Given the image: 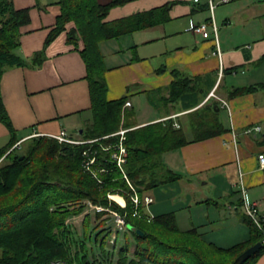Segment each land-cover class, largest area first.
I'll return each mask as SVG.
<instances>
[{"label": "trees", "instance_id": "16d2710c", "mask_svg": "<svg viewBox=\"0 0 264 264\" xmlns=\"http://www.w3.org/2000/svg\"><path fill=\"white\" fill-rule=\"evenodd\" d=\"M127 1L131 0L106 3L58 0L60 13L46 38L48 43L69 23H74L68 31V41L74 45L83 42L80 52L86 64L91 98V118L80 136L99 138L97 141L73 144L48 135H35L21 142L20 152L10 149L19 138L0 91V121L10 134L6 146L0 149V264H231L244 249L262 239V232L246 215L242 221L249 229L248 238L228 247L204 240L197 227L180 229L174 211L155 214L152 219L143 216L145 193L182 177L163 162L162 155L181 145L217 135L225 128L218 118L220 107L215 100H208L189 112V133L180 119L172 117L136 127L133 111L123 108L127 96L107 99L106 66L100 42L158 24L165 17L157 12L163 13L168 8L167 5L115 21L105 20L110 8ZM28 21L27 9H16L12 0H0V80L7 68L24 66L27 62L15 49L19 45L20 27ZM43 59L42 52H37L30 63L38 66ZM138 59L135 54L131 60ZM169 71L173 76L171 82L153 90L157 98L153 91L148 92V101L153 106L158 101L165 106L179 102L188 108L200 103L201 78L176 67ZM251 88L235 87L230 94H241ZM203 95L204 98L206 93ZM176 121L179 127L174 125ZM120 127L127 128L123 140L127 149L124 171L130 183L111 160L109 151L102 148L117 142L119 134L102 136L115 133ZM92 156L96 159L95 166L100 164L106 169L99 179L82 166L83 160ZM115 192L124 196L125 207L108 197ZM132 194L138 195L140 205L135 206ZM95 206L103 209L97 210ZM88 207L96 218L110 216V210L124 214L126 231L109 242L111 228L104 227L105 218L92 224L91 214L86 212L82 232H78L68 219ZM138 208L140 215L134 216ZM262 253L264 245L242 264H254Z\"/></svg>", "mask_w": 264, "mask_h": 264}, {"label": "crops", "instance_id": "0c3cea01", "mask_svg": "<svg viewBox=\"0 0 264 264\" xmlns=\"http://www.w3.org/2000/svg\"><path fill=\"white\" fill-rule=\"evenodd\" d=\"M12 4L16 9H27L29 14V21L20 27L19 45L15 49L27 62L24 66L7 68L0 80L2 101L19 140L33 133L56 134L61 128L72 136L81 134L91 118V98L86 64L80 52L83 42L74 45L68 41V31L74 23H69L47 43L60 13L58 0H12ZM167 5L165 12H157L165 17L160 23L100 42L106 66V97L111 100L127 96L130 105L123 108L133 111L136 127L172 117L180 119L189 133V112L208 100L216 101L221 110L218 118L225 131L167 151L162 160L182 176L178 179L185 188L181 209L193 210V218H185L189 221L186 229L197 227L204 240L228 247L249 236L242 221L245 213L240 182L247 199L256 203L264 215V169L258 159L259 154H264V0L217 4L213 18L218 28L220 56L214 54L213 36L205 38L191 29L192 24L210 18L207 0H131L110 8L105 20L115 21ZM132 51L138 60H131ZM37 52L44 57L38 66L30 63ZM173 67L201 78L200 103L188 108L175 102L161 113L148 101L147 93L166 87L173 78L169 71ZM247 86L253 88L230 94L235 87ZM211 90L227 105L213 97L206 100ZM153 92L157 98L156 91ZM138 100L144 103L138 109L140 113L135 110ZM174 125L179 127L177 121ZM9 135L0 121V149L8 143ZM148 195L152 203L159 197ZM166 205L156 204L153 208L149 205L148 210L153 215L164 213L167 209L163 212L159 209ZM202 228L227 231L210 238ZM254 264H264V253Z\"/></svg>", "mask_w": 264, "mask_h": 264}, {"label": "rangeland", "instance_id": "374dc122", "mask_svg": "<svg viewBox=\"0 0 264 264\" xmlns=\"http://www.w3.org/2000/svg\"><path fill=\"white\" fill-rule=\"evenodd\" d=\"M123 40L125 41V39H123ZM129 54L132 55V56H134L136 54V52L132 51ZM211 100L214 101V99H211ZM135 104H136L135 110H137L138 113H140L141 106L144 103H142V102H140V100H138ZM154 107L156 109L161 110L162 112L159 111L161 113H163V110L166 109L165 108L166 106L162 102H159V101H158V103H156V106H154ZM139 108H140V110H138ZM72 134L74 136V133H72ZM114 134H119V133H114ZM113 135L107 134V135H104L102 137L109 138V137H111ZM118 136H119V140L117 142H114V143L112 142V143L107 144V145H112V147L110 149H105V150L109 151L111 160H114V154L118 151V147H115V146L113 147V145L118 144V142L120 141V137L123 138L122 139V144H123V146L125 148V151L121 153V156L123 158H125V161L122 162V165H121L122 168H120V166L117 165V163H116L115 160H114V162L120 168V170L122 172V176L125 177L126 174H125V171H124V164H125L126 158H127V149H126V146L123 143V140L125 138V134H119ZM75 137L81 138L80 133L77 132L75 134ZM107 145L103 146L102 148L104 149ZM15 149H18L17 151L20 152L22 150V147L20 145L19 147H15ZM90 158L91 157H88L86 159V161L89 162ZM95 162H96V160H95ZM94 164H92L91 168L86 169L83 166L84 165V162H82V166L84 168V171L90 173L92 176H96V178L99 179L100 178V174H102L103 172H105L106 169L104 168L103 165L98 164V166H95ZM125 179H126V177H125ZM127 182L130 183L128 180H127ZM182 184H183L182 181L175 180L173 182H170V183L163 184V185H160L158 187H155L152 190L147 191V193L150 194V195H153L154 194L155 197H156V194H159V197H157V199H155V202L154 203H151L149 205H151L152 208H153V206L154 205L156 206V204L157 205H160L161 204V206H163L164 204H167L166 205V208L159 209V211H162L163 212V211H165V209H167L166 210L167 212L168 211H174L175 212V215H176L177 225L179 226L180 229L183 230V229L188 228L187 225H188L189 221L185 220V218L186 217L193 218V212H192L193 210L191 211V210H189V208H187V209L186 208L181 209V207H183L181 205H183V200L185 199V197H184L185 188H184V186ZM147 193H145L144 196H149ZM115 194L121 196L124 199V202L121 203L118 200H116L115 198H113L112 196L115 195ZM161 194H164L162 198H160L161 197ZM132 195L135 196V194H132ZM108 197L111 200L115 201L121 207H125L126 200H125L124 196L121 194V192H115V193H112V194L109 193L108 194ZM132 197H131V199H132ZM190 197H192V194L191 193H190ZM152 201H153V199H152ZM161 201H163V202L161 203ZM134 204H135V206H137L138 204L140 205V200H139L138 204H136L135 202H134ZM143 205H144L143 206L144 213H142L143 216L146 217V218H148V219H152L153 218V214H151L149 212V210H148V206L149 205H147L146 203H144V200H143ZM221 206H222V208H224L223 205H221ZM175 209H176V211H175ZM139 210H140L139 208L136 209V210H134V212H136V214H133V215L134 216H137L138 213L140 212ZM86 212L89 213V214H91V217H92L91 218V222H92V224H97L101 219L105 218L104 219V221H105L104 227L106 228L107 226H110V228H111V234L108 235L109 242H112L113 239L116 237L117 234L119 236H122L123 233L126 231V229L122 226V224H119L118 223V220L116 218V215H114V214H110V216L109 215H103L102 218H96L95 215H94V213H93V210L90 207H88V209H86L85 212L81 213L78 216H74V217L68 219V222L70 224H72V227L76 228L78 232H82L83 219H84V216H85V213ZM155 213H156V211H155ZM139 215H140V213H139ZM122 216L124 217V214ZM106 218H108V219H106ZM201 231L203 233H209V235H211L210 236V238H211V237H213L212 234H214V236H218L219 234L223 235L222 233H225L227 230H218V229H214V230L208 229L207 230V229H203L202 228ZM113 235H114V237H113ZM204 235H206V234H204ZM207 237H209V236H207Z\"/></svg>", "mask_w": 264, "mask_h": 264}, {"label": "built area", "instance_id": "2783aa9c", "mask_svg": "<svg viewBox=\"0 0 264 264\" xmlns=\"http://www.w3.org/2000/svg\"><path fill=\"white\" fill-rule=\"evenodd\" d=\"M195 2L199 1V0H194ZM230 0H219V1H215V0H207L208 2V6L210 9V18L208 19V21L206 22H199L196 24H192L191 29L196 32V33H200L203 37L207 38L210 36H213L215 44H216V50L214 52V54L217 55H221V52L219 50L218 47V28L216 26V23L214 21L213 18V12L217 6L218 3H226L229 2ZM211 29V32H210ZM220 74H221V70H220ZM215 90H211L210 93L208 94V96L206 97V99H209L211 97L215 98L216 100L222 102L223 105H227V102L225 100H223L219 95H217L215 92ZM125 106L130 105L129 101H126ZM256 129H259V127H256ZM127 129H121L115 133H119V134H124L126 132ZM114 133L110 134L113 135ZM35 135H41L38 133H33L30 136H35ZM48 136H51L53 138H55L56 140H58L59 142H67V143H73V144H81V143H93L95 141L98 140V138H89V139H84V138H76L74 136H72L67 130H65L64 128H61L60 131L56 134H49ZM29 137V136H28ZM25 139V138H24ZM18 140L13 146L12 148L15 147H19L21 145V142L24 140ZM122 139L120 137V141L118 142V144L113 145V147H118V153L116 152L114 154V160L116 161L117 165L120 166V168H122V162L125 161V158H123L121 156V153L125 151V148L122 144ZM112 147V145H107L104 149H110ZM11 148V149H12ZM85 155L87 154V150L83 152ZM258 159H259V163H260V167L262 169H264V154H259L258 155ZM95 156H92L88 161H86V159L83 160L84 162V167L86 169L91 168L92 164L95 163ZM240 176H242V172L240 173ZM96 177V176H94ZM126 177V175H125ZM241 184V190H242V200H241V205L243 208V211L245 213L246 216H248L252 222L255 224V226L262 232V239L261 242L264 244V215L260 214L256 203L254 202H250L246 195H245V190H244V186L243 183L240 182ZM133 201L138 204L139 202V198L138 196L135 194V196L132 197ZM144 203H146L147 205H149L150 202H152V198L151 196H144L143 197ZM95 208L97 210H102L103 208L100 206H95ZM111 214L116 215V218L118 220L119 224H122V226L125 228V222H124V217H122L121 215H119L117 212L115 211H111ZM133 214H136V212H133ZM114 237V235H113Z\"/></svg>", "mask_w": 264, "mask_h": 264}, {"label": "water", "instance_id": "95a60500", "mask_svg": "<svg viewBox=\"0 0 264 264\" xmlns=\"http://www.w3.org/2000/svg\"><path fill=\"white\" fill-rule=\"evenodd\" d=\"M216 110H218V108H216ZM22 158V157H21ZM131 230H136L138 233H142L141 230L136 229L133 226H129ZM263 243L261 241H258L252 245H250L249 247H247L246 249H244L240 254H238L235 259L232 261L231 264H242L243 262H245L253 253H255L256 251H258L259 249H261L263 247Z\"/></svg>", "mask_w": 264, "mask_h": 264}, {"label": "bare ground", "instance_id": "6f19581e", "mask_svg": "<svg viewBox=\"0 0 264 264\" xmlns=\"http://www.w3.org/2000/svg\"><path fill=\"white\" fill-rule=\"evenodd\" d=\"M113 198H115L116 200H118L119 202H121V203H123L124 202V199L121 197V196H119V195H113L112 196Z\"/></svg>", "mask_w": 264, "mask_h": 264}]
</instances>
